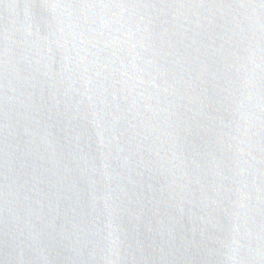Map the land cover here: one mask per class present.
Returning a JSON list of instances; mask_svg holds the SVG:
<instances>
[{
  "label": "water",
  "instance_id": "water-1",
  "mask_svg": "<svg viewBox=\"0 0 264 264\" xmlns=\"http://www.w3.org/2000/svg\"><path fill=\"white\" fill-rule=\"evenodd\" d=\"M0 264H264V0H0Z\"/></svg>",
  "mask_w": 264,
  "mask_h": 264
}]
</instances>
